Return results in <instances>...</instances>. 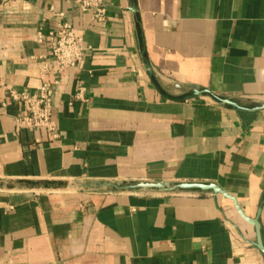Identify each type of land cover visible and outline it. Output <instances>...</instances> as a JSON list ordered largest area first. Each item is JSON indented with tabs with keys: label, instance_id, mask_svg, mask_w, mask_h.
I'll return each mask as SVG.
<instances>
[{
	"label": "crops",
	"instance_id": "obj_1",
	"mask_svg": "<svg viewBox=\"0 0 264 264\" xmlns=\"http://www.w3.org/2000/svg\"><path fill=\"white\" fill-rule=\"evenodd\" d=\"M106 1L93 22L70 0H0V77L49 82L58 130L17 125L0 89V264H264L230 198L136 186L216 182L264 231V109L189 96L264 104V0ZM61 20L82 59L42 72Z\"/></svg>",
	"mask_w": 264,
	"mask_h": 264
},
{
	"label": "built area",
	"instance_id": "obj_2",
	"mask_svg": "<svg viewBox=\"0 0 264 264\" xmlns=\"http://www.w3.org/2000/svg\"><path fill=\"white\" fill-rule=\"evenodd\" d=\"M76 9L89 14L91 21L102 22L106 19V0H70ZM52 9V6H50ZM39 30L37 40L43 41ZM50 62H45L42 72L60 73L77 67L82 59L83 39L76 33L68 21L61 20L56 27L47 32ZM57 82V81H56ZM0 89L6 92L7 98L16 102L22 114L16 117V123L28 128L44 127L52 138L58 136L57 124L53 117V89L49 82L42 81L35 89H15L7 85L0 77ZM85 87L78 85L74 92L76 99H84ZM6 101H3L5 103Z\"/></svg>",
	"mask_w": 264,
	"mask_h": 264
},
{
	"label": "water",
	"instance_id": "obj_3",
	"mask_svg": "<svg viewBox=\"0 0 264 264\" xmlns=\"http://www.w3.org/2000/svg\"><path fill=\"white\" fill-rule=\"evenodd\" d=\"M201 93H208L212 95L215 99L220 101L223 104H228L231 105L237 109H245V110H257V109H264V104H259L253 107H244L240 105L239 103L232 101L228 98H224L221 96H218L211 92L209 89H197L195 90L192 94L189 96L193 95H199ZM136 186L143 187V188H156L159 190H177V189H200V190H208L212 191L214 193H221L227 198H230L233 201V204L235 208L237 209L238 213L241 215L242 218H244L247 222L252 224L255 229V236L256 240L254 244L256 247L264 253V240H262V231L261 230V225L258 220L259 212H260V207L257 209V214L255 217L251 218L248 217L242 208L240 207L237 197L228 193L225 189H223L218 183L216 182H204V181H180V182H175V183H170V182H163V181H156V182H140L137 183Z\"/></svg>",
	"mask_w": 264,
	"mask_h": 264
},
{
	"label": "rangeland",
	"instance_id": "obj_4",
	"mask_svg": "<svg viewBox=\"0 0 264 264\" xmlns=\"http://www.w3.org/2000/svg\"><path fill=\"white\" fill-rule=\"evenodd\" d=\"M248 230L246 231V234L248 236L249 239H253V230L250 226H248Z\"/></svg>",
	"mask_w": 264,
	"mask_h": 264
}]
</instances>
